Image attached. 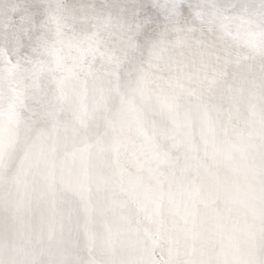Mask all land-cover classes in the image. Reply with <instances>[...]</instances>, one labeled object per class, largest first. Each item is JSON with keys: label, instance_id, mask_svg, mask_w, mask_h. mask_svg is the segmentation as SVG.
I'll use <instances>...</instances> for the list:
<instances>
[{"label": "snow or ice", "instance_id": "obj_1", "mask_svg": "<svg viewBox=\"0 0 264 264\" xmlns=\"http://www.w3.org/2000/svg\"><path fill=\"white\" fill-rule=\"evenodd\" d=\"M0 264H264V0H0Z\"/></svg>", "mask_w": 264, "mask_h": 264}]
</instances>
